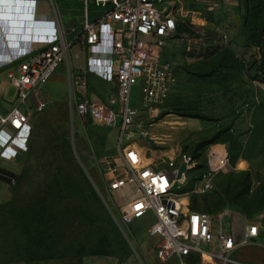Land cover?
Instances as JSON below:
<instances>
[{
    "label": "rangeland",
    "instance_id": "rangeland-1",
    "mask_svg": "<svg viewBox=\"0 0 264 264\" xmlns=\"http://www.w3.org/2000/svg\"><path fill=\"white\" fill-rule=\"evenodd\" d=\"M56 1L65 24L77 21L84 10L83 0ZM164 1V7H174L178 23L186 29L184 36L192 40L189 50L183 49L181 41L176 39L167 41L165 49L178 46L176 63L180 65L196 63L200 57L203 59L198 62L201 64L198 68L197 64L184 68V92L177 106L168 109L165 103L153 117L140 114L136 123L147 129V123L171 111L189 118L184 122L176 115H169L149 132L152 140L164 144L169 143L173 135L163 132L161 128H172L178 133L185 131V136L180 140L181 154L189 155L195 164L188 183L181 190L187 197L188 205L195 201L198 211L213 219L215 230L219 225L217 216L222 215V229L226 234L232 232L231 213L257 222L262 230L259 241L264 246V82L254 78L256 57L250 55L249 60L244 61L241 54L234 52L230 46L225 32L235 23L230 21L228 27L222 25L226 24L225 18L223 20L226 12L237 14L240 28L234 39L235 44L253 48L255 56L259 54L255 46H250L241 28L243 0H233L232 9L225 7L223 0L217 1L215 7L209 6L211 0ZM45 4L47 10L51 11L48 0H45ZM88 10L89 13L100 11L91 0H88ZM73 49L82 51L79 45ZM188 52L194 55L189 56L186 54ZM79 56L78 60H71L68 56L67 63L83 73L86 56L83 53ZM66 64H60L51 76L49 104L30 116L34 128L23 160L18 163L0 157V169L15 174L21 171L23 174L17 185L8 186L0 182V222L14 200L31 203V195L43 191L52 181H56L63 191L62 198L55 201L54 205L58 216L50 225L47 236H36L25 227L22 230H15L11 225L1 227L0 264H160L154 252L157 240L145 234V227L150 224L148 218L131 223L128 229L118 223L120 211L125 213V209H118L122 198L116 195L112 199L104 190V181L110 176L108 168L111 165L108 163L113 164V158L119 159L118 131L77 118L73 111V96L67 84ZM14 69V65L0 69V78L6 85L10 84L7 72ZM87 80V91H92V99L106 103L114 92L115 82L93 71L87 73ZM47 90L45 86L44 91ZM13 96L14 88L10 86L5 98L12 101ZM137 96L138 86L134 85L130 90L131 106L136 105ZM202 115L207 116L206 119ZM104 141L107 148L115 153L113 158L103 156ZM143 145L149 148L147 143ZM216 147H220L219 152ZM144 148L131 144L124 154L126 158L132 159L139 153L142 164L151 163L145 158ZM170 155L175 156L174 159L179 157L174 149H170L164 153L165 157L160 155L156 159L159 163L157 167L171 160L167 158ZM209 171L214 174L212 187L208 193L200 194L197 190L201 178ZM87 184L119 235L112 232L111 224L99 213V205L90 196ZM25 218L31 217L26 215ZM27 222L23 217L22 223ZM105 234L111 237V248L104 245ZM42 238L46 243L51 242L43 252L35 244H39L36 241ZM245 246L239 250L236 258L248 263L257 261L259 254L248 251ZM94 249L110 251V255H92ZM75 252L82 255L67 257ZM39 256L50 258L24 261ZM167 264L176 263L170 261ZM206 264L218 263L212 260Z\"/></svg>",
    "mask_w": 264,
    "mask_h": 264
},
{
    "label": "built area",
    "instance_id": "built-area-1",
    "mask_svg": "<svg viewBox=\"0 0 264 264\" xmlns=\"http://www.w3.org/2000/svg\"><path fill=\"white\" fill-rule=\"evenodd\" d=\"M15 1L24 14V27L12 33L9 24L6 30L2 28L5 19L0 20V69L15 68L7 72L14 96L9 111L0 114V157L20 161L32 135V112L42 111L49 104L44 86L79 45L87 54L86 69L79 73L72 64H66L73 111L80 120L117 129L119 159L108 163L110 176L104 181V190L113 199L115 193L131 187L135 196L118 206L119 210L125 209V213L120 211L119 225L128 229L131 223L148 218L145 234L156 238L154 252L160 264H206L212 260L243 264L236 258L243 246H263L257 222L245 219L241 240L237 241L223 232L222 215L217 216L219 225L215 230L209 215L189 208L187 197L181 193L195 168L189 155L180 154L157 167L159 163H132L124 154L136 129L137 137L147 135L145 127L136 125L139 113L153 117L175 85V66L162 55L166 42L176 39L183 49L190 48V40L176 34L178 20L172 5L164 7V0H91L100 11L89 13L88 0H83L78 26L67 29L62 25L56 0H48L52 13L40 23L34 0ZM211 1L210 7L217 6L218 0ZM2 4L0 0V18L7 14ZM30 28L32 32L25 33ZM256 59L259 62L260 54ZM89 71L115 82V93L106 103L88 96L85 74ZM134 85L138 86V96L136 105L131 106L130 90ZM212 172L202 176L198 193L210 191ZM0 182L13 186L17 174L0 169Z\"/></svg>",
    "mask_w": 264,
    "mask_h": 264
},
{
    "label": "crops",
    "instance_id": "crops-1",
    "mask_svg": "<svg viewBox=\"0 0 264 264\" xmlns=\"http://www.w3.org/2000/svg\"><path fill=\"white\" fill-rule=\"evenodd\" d=\"M2 1H3L2 5H3V8H4L3 12H5V14L10 11L9 10L10 8L8 6L10 1L11 2H15L16 8L19 5L17 3V1H15V0H2ZM34 1H35V13H36V18H37L38 22L39 21H44L46 19H49L48 16L52 13V10L51 11L47 10V6L45 4V0H34ZM233 3H234L233 0H223V4H225V7H228L229 9H232ZM49 6H50V4H49ZM225 16L226 17H223V20L225 18L226 24L222 23V25L228 27L230 25V21H233L235 23V26L233 25L231 29H228L227 32H225V35L227 34L226 37L228 36L229 42H230V46L234 50V52H236L237 54H241V57L244 59V61H248L250 55H253L254 57H256L257 55L256 56L254 55L255 51H254L253 48H248V47H245L243 45L237 46L235 44V42H234V39L237 38V35H236L237 34V30L240 28V23H239L240 21L237 18L238 15L233 13V12H231V13L230 12H228V13L226 12ZM4 19H5V17L4 18H0L1 21L4 20ZM78 22H79V19H77V21L71 22L69 24H65L62 21V25H63V27L68 29L70 27H77L78 26ZM8 26H9L8 23H4V24L2 23V28L3 29L6 30ZM20 28H22V27L20 26ZM219 29L221 30V28H219ZM25 31H26L25 33H30V32H32V29L30 28V29H27ZM27 31H30V32H27ZM180 36H184V34L182 33V34H180ZM173 40H175V39H173ZM175 41H178V40H175ZM190 43H192V40H190ZM165 46H164V48L162 50V55H163L164 58H166L167 60H169L170 62H172L174 64V66H175V76H176V85H174V87H173V89H172V91H171V93L169 95V98L166 101L167 108L170 109V107H172V106L173 107L177 106L178 105L177 102H179V99L182 98V96H183L182 94H183L184 90H183V87H182V80L185 77L184 68L186 66L188 67L189 65L190 66H194L195 64H197V68L200 67L201 64L198 63V62H200V60H202L203 58L200 57L198 59V62H196V63L192 62V63H186V64L184 63L183 65L182 64L180 65V64L176 63V61H177L176 55H177V52H178V50H177L178 46L174 45L173 46L174 49L172 48L170 50L165 49ZM80 53L85 54V56L87 57V54L83 50L82 51H77V50L72 49L71 53L69 54V58L71 60H74V59L78 60V58L80 57L79 56ZM72 54H73V56H72ZM186 54H188L189 56L194 55V53L190 54L189 52L186 53ZM86 65H87V60L85 59V64L83 65L85 69H86ZM80 66H82V65H80ZM72 67L75 70V72H79V70L75 69L73 65H72ZM189 68H191V67H189ZM79 73H81V72H79ZM250 73H251V71H250ZM85 75H86V80H87V73ZM51 83H52V80L50 78V80L45 85L46 87H48L47 92H45L43 90L44 94L46 95V97L49 100H50V98L48 96V92L50 93V91H52ZM87 85H88V83H87ZM10 86H11L10 84L6 85L4 83V81H3V79L0 78V114H2V115L6 114L9 111L10 106H11V105L9 106V104L12 103V101H7L6 98H5L6 92H7L8 88ZM45 86H44V89H45ZM115 88H116V85H115ZM115 88H114L113 94L115 93ZM87 94H88V96L90 98H92V91H87ZM113 94H111V95H113ZM163 107H164V105L162 107H160V108H163ZM140 114H143V113H139V115ZM169 115H176L178 118L183 119L184 122H186L189 119V118H187V117H185V116H183L181 114H178L177 112H172V111L170 113H168V114L159 115L152 122L147 123L148 128L146 129V132H147L146 137H137L136 134H137L138 129H136V134H135L134 138L131 141V144H135V145H137L139 147H140V145H141V147L142 146L145 147L144 148L145 149V158L151 160L152 161L151 164H153V165H157L156 159L159 158L160 155L164 156V153L169 151L170 149H174L175 152H176V155L177 154H179V155L181 154L180 140L183 138V135L185 136V131H182V132L178 133L177 131H175L172 128H168V127H164L163 129L161 128V130L163 132L173 135V139L169 143H164V144L157 143L156 141L152 140L150 138V136H149L150 130L153 127L157 126L161 121H163ZM136 125H138V123H136ZM142 140H144V141H142ZM104 142H105V147H104V152H103L104 155L103 156L104 157L105 156H110V157L113 158L115 153H113L110 149H108L107 146H106V141H104ZM146 143L148 144L149 148L146 145H143V144H146ZM216 148H218V149H216V151L220 149V147H216ZM104 157H102V158H104ZM137 158H138V161L142 160V157H141V155L139 153L137 154ZM113 159H115V158H113ZM116 195L122 198V202H121V204L119 203V206L124 205L129 200L135 198V196L133 194V190L131 189V187H127L125 189H122V190L118 191L117 193H115L114 198H115ZM245 219H248V218L247 217H241V216H239L237 214L231 213L232 232L229 233V234H231L237 241L241 240L243 225L245 224ZM156 243H157V241H156ZM245 247H247L248 251H252V252L258 253L259 254V258H258L257 261H252L251 263L243 262V261H240V260L239 261L241 263H243V264H261V262L264 260V247H253V246H245Z\"/></svg>",
    "mask_w": 264,
    "mask_h": 264
},
{
    "label": "trees",
    "instance_id": "trees-1",
    "mask_svg": "<svg viewBox=\"0 0 264 264\" xmlns=\"http://www.w3.org/2000/svg\"><path fill=\"white\" fill-rule=\"evenodd\" d=\"M243 10H244V15L241 21V28L244 31L245 35L247 36V40L250 46H255L258 49V53L260 54L259 62L255 61L254 78L256 80L264 82V0H243ZM181 27L182 26H180V24L178 23L176 28L177 36H180V34H182L186 30ZM231 66L233 67V64L230 65L229 67L231 68ZM206 117L207 116L202 115L203 119H206ZM32 125L34 128L33 122ZM215 140L216 139H214V141ZM23 155L19 159L20 161L23 160ZM78 171L79 170L77 168V172ZM79 173L81 172L79 171ZM22 175L23 174L21 173V171L17 174V182L15 183V185H17L21 181ZM81 178L86 182L82 173H81ZM87 186L89 188L90 196L93 198L95 203L99 205L97 207L99 213L103 214L105 216V220L107 221V223L111 224L112 232L115 235H119L116 228L112 225L110 217L100 205L94 192L91 190L88 184ZM62 192L63 191L59 188L57 182L52 181L50 182L49 185L45 186V189H43V191H36L34 195H31L29 199L31 203L25 204V203H21V201L15 202V200L14 201L12 200L13 201L11 204L12 206L10 207V209L7 210V213L3 217V220L0 222V228L11 225L15 230L17 229L22 230L23 229L22 227H25L28 230L31 229L33 234L36 236H47L46 234L50 233V228H51L50 225L53 222H55L58 216V210L54 207V205H55V201H58L62 198L63 196ZM189 208L193 211L201 212L198 211V209L196 208L195 201L190 203ZM26 215L27 216L29 215L31 218L28 219L25 218ZM23 217H24V221L26 220L28 221L27 224L22 223ZM110 241H111V237L105 234L103 238V242L106 248H111ZM36 242H40L39 244L38 243L35 244H36V248L41 252L45 251L44 249L48 247L49 244H51V242L46 243V241L43 238L42 240H38ZM121 242L124 243L122 238H121ZM33 250H35V247H33ZM91 254L110 255V251L94 249L93 253ZM81 255L82 254L75 252L73 255H67V257H77ZM86 255L87 254H84L83 256ZM49 258L50 257L48 256H39L37 258L24 259V261L46 260ZM9 262H14V261H9Z\"/></svg>",
    "mask_w": 264,
    "mask_h": 264
},
{
    "label": "water",
    "instance_id": "water-1",
    "mask_svg": "<svg viewBox=\"0 0 264 264\" xmlns=\"http://www.w3.org/2000/svg\"><path fill=\"white\" fill-rule=\"evenodd\" d=\"M9 12L5 16V21L11 26L12 33H18L21 27H24L25 18L23 17V12L20 11V7L15 5V2H11L8 4ZM23 21V24H21ZM23 25V26H22Z\"/></svg>",
    "mask_w": 264,
    "mask_h": 264
},
{
    "label": "bare ground",
    "instance_id": "bare-ground-1",
    "mask_svg": "<svg viewBox=\"0 0 264 264\" xmlns=\"http://www.w3.org/2000/svg\"><path fill=\"white\" fill-rule=\"evenodd\" d=\"M217 152H219V150H218ZM219 156H220V155H219ZM219 156H218V157H219ZM220 157H221V156H220ZM167 158L172 160V159H174V158H175V156H173V155H170V156H168ZM219 159H220V158H219ZM219 159H215V160H217V161H218ZM130 161H132V163H135V164H136V163H140V162H141V161H140V162H138V158H137V157L130 159ZM221 163H222V162H220V163H219V166H220V164H221Z\"/></svg>",
    "mask_w": 264,
    "mask_h": 264
}]
</instances>
